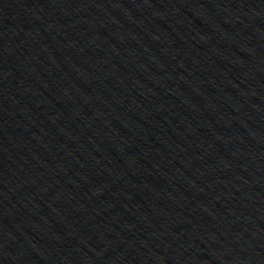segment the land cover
<instances>
[{
	"label": "water",
	"instance_id": "obj_1",
	"mask_svg": "<svg viewBox=\"0 0 264 264\" xmlns=\"http://www.w3.org/2000/svg\"><path fill=\"white\" fill-rule=\"evenodd\" d=\"M0 264H264V0H0Z\"/></svg>",
	"mask_w": 264,
	"mask_h": 264
}]
</instances>
